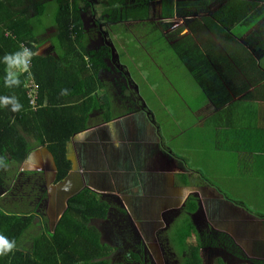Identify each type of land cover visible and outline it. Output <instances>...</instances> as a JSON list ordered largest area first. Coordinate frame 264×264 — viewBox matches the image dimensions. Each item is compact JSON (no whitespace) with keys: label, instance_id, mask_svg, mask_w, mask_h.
Instances as JSON below:
<instances>
[{"label":"crops","instance_id":"obj_1","mask_svg":"<svg viewBox=\"0 0 264 264\" xmlns=\"http://www.w3.org/2000/svg\"><path fill=\"white\" fill-rule=\"evenodd\" d=\"M214 1L223 7L213 9L209 0H0V17L6 23L16 21L20 12L27 18L36 56H66L58 39L64 7L82 25L78 51L88 68H92L90 54L105 46L112 50V58L106 60L109 69L100 68L95 76L99 89L76 98V103L95 100L87 104L88 129L67 144L71 163L67 177L55 183L53 156L40 148L31 153L13 182L19 187L16 193L25 190L21 201L36 195L33 211L38 229L54 227L69 199L88 190L107 205V217L93 221L102 242L141 243L129 255L139 251L148 259L144 253L163 250L174 257L173 264H182L188 254L184 246L195 243L201 264L264 260V0ZM243 4L245 8L239 9ZM235 8L236 14L227 13ZM227 15L230 22L224 20ZM206 19L217 26L207 29ZM169 52L187 72L197 74L196 91L204 95L192 112L199 125H193L189 135L168 132L179 156L156 120V113L170 103L160 100L159 110L149 111L147 101L159 95L157 82L148 85L152 94L144 93L140 83L152 81V74L140 70L146 76L133 80L125 68L152 67L158 56L161 64L156 67L170 66ZM80 58L73 54L63 63L77 73ZM13 68L18 72L20 67ZM78 76L83 84L76 83L82 88L77 92L85 94L91 78L85 72ZM198 129L215 141L205 164L212 175L209 181L199 172ZM27 180L38 181L43 190L24 188ZM24 204L21 211L30 208ZM213 232L231 241L230 245L226 241L230 248L213 244ZM190 233L194 237L176 242L175 249L168 240ZM235 247L247 260L233 255Z\"/></svg>","mask_w":264,"mask_h":264},{"label":"trees","instance_id":"obj_2","mask_svg":"<svg viewBox=\"0 0 264 264\" xmlns=\"http://www.w3.org/2000/svg\"><path fill=\"white\" fill-rule=\"evenodd\" d=\"M228 7L229 5L226 9ZM244 8L243 4L239 9ZM236 9L227 13L236 14ZM63 10L58 39L66 56L55 59L51 56L34 55L30 71L23 68L22 63L10 66L5 60L8 55L14 56L22 52L21 44L28 45L31 51L36 52V39L27 18L20 12L14 16L16 21L8 24L4 17H0V198L19 189L18 186H13L19 170L31 153L40 148H46L53 156L57 167L55 183H60L67 177L71 169V163L67 159V144L75 135L88 129L90 107L87 104L95 100L91 98L86 102L76 103V98L98 90L101 85L95 76L100 68L109 69L106 60L112 58V50L106 46L90 54L92 68L87 67L78 51L82 38L78 33L82 25L73 17L69 7H64ZM223 12L227 14L226 10ZM230 17L227 15L224 20L230 22ZM20 20L23 24L19 23ZM205 23L210 30L217 26L210 19H206ZM74 36H78L76 40L73 39ZM73 54L82 57V64L77 67L91 78L85 94L77 92L79 87L76 85L79 81L83 84L78 76L83 72L80 69L77 73L71 72L63 63L65 58ZM15 65L20 67L17 75L10 72ZM31 78L39 85L37 109L30 105L26 89ZM56 93L60 95L59 98ZM17 104L20 107L14 110ZM10 172L14 177L12 181L6 179ZM23 187L31 192L43 190L36 180L30 184L24 182ZM33 196L35 198L36 195ZM33 196L31 198L34 200ZM31 210L9 213L0 207V238L7 242L6 245L0 244V249H3L0 264H133L127 257L119 261L110 258L113 249L102 242L101 233L93 224V221L107 217V205L92 192L85 190L72 196L66 211L52 230L48 227L38 229L34 223L33 211L37 209ZM26 233L30 236L31 246L21 250L20 245L27 237H23ZM218 235L213 232L210 241L213 244L224 243L230 248L231 241L221 239ZM184 248L188 254L182 264H201L199 247L195 243H188ZM235 250L232 252L235 257L242 256L247 260L241 249L235 247ZM132 254L133 258L142 261L141 256L139 258ZM252 262L261 263L259 260ZM140 263L143 264L144 260Z\"/></svg>","mask_w":264,"mask_h":264},{"label":"rangeland","instance_id":"obj_3","mask_svg":"<svg viewBox=\"0 0 264 264\" xmlns=\"http://www.w3.org/2000/svg\"><path fill=\"white\" fill-rule=\"evenodd\" d=\"M214 2H215L214 0H209L208 2V5L212 6L213 9L216 8L217 10H219L224 5L222 2H215V3ZM192 51H194V49H192ZM166 56L169 60V63L172 61V64H170V66H167V64H165L164 66L162 65V67H158V66L156 67L155 66L156 64H161V61L158 56L157 58L154 57L155 63L151 64L152 67L149 66L137 67V66L128 65L125 66V68L127 69L128 76L133 80L138 79L137 75L144 74L140 70L143 71L145 70V73L148 76L149 75L151 76L152 74V81L148 83L146 81L142 83L141 81L140 83V88L143 89L144 93L152 94V91L150 90L149 86L157 82L156 90H159L157 92V94H159L158 97L155 99L149 98V101L145 99L147 101V106L149 107L148 108L149 111L157 112L160 108L159 107L160 105H158L160 100H162L165 103H170V106L167 105V109L162 108V110L159 113H156V120L160 121L158 122L160 125H163L161 133L164 137H166L168 145L179 156L180 152L177 150V148L174 145H171V141L168 139L169 138L168 132L178 133L179 131H184L185 133H187V135H189L193 129L192 128L193 125H199V123L197 124L196 118L192 114V112L194 107L196 106L198 99L199 100L202 99L204 95L203 93L199 94V92L196 91L195 85H196V80L198 79L197 74L195 72L190 73L189 70L187 72L186 68L182 66L179 60L176 59L174 55L171 54L170 52ZM12 74H16V68L12 69ZM197 132L199 136L198 142L200 136L202 138V145L198 144L197 146V149L199 148V172H201L205 176L206 180L209 181L212 175H210L211 172L210 174H207L208 170L205 168V164L208 157L213 155L214 152L213 146L215 141L214 139L211 138L210 133L200 134L199 129ZM192 136L196 137V130L193 131ZM218 149L222 151L225 148L219 147ZM184 152L188 153L186 149L184 150ZM8 178L11 179V181L13 180L14 177L11 174V172L9 176H6V179ZM26 182L30 184L32 181L27 180ZM24 191L25 190L23 189L19 193H16L15 190L11 191L13 193V196L10 194L3 195V197L0 198V207L3 208L6 212L16 213L21 211V207H23V203L25 202V204L30 205V208L33 209L36 203L35 201L30 200L28 198H26L25 201H21V196ZM28 210H24V211H28ZM45 210H46V206L44 207V211ZM40 213L41 214L43 213V209H40ZM175 226H172L171 233L167 236L170 237L173 234ZM47 227L50 230L54 228L52 225H48ZM110 227L111 225L108 224V229ZM194 235L195 234L193 233L183 234L179 238L171 237L168 240L170 241L171 246L175 249L174 245L176 242L186 243L190 241L191 238L194 237ZM23 237L25 238L20 245L21 250L28 249L31 246V240H30V236H28V233H26ZM105 240H107V237L105 238ZM139 245H141V243L137 244V243H132L130 241L126 242L124 240L121 242L111 240L109 246L113 249L112 259L119 261V260H125L127 257L129 262H133V264H141L140 262H142L143 260H144L143 264H173L175 260L170 253L167 254L162 250V252L160 253L157 251L144 253L143 251L144 255H150V257L148 259H145L144 256L143 258L141 257L142 261H138L135 258L131 257L129 253L136 252L137 246ZM133 246H135V248H132ZM165 246L167 247V245ZM176 251H178V253H182L183 250H176ZM136 255L140 258L142 254L139 251H137ZM259 261L261 262L259 264H264L263 259H259Z\"/></svg>","mask_w":264,"mask_h":264},{"label":"built area","instance_id":"obj_4","mask_svg":"<svg viewBox=\"0 0 264 264\" xmlns=\"http://www.w3.org/2000/svg\"><path fill=\"white\" fill-rule=\"evenodd\" d=\"M21 48L23 51L27 49L28 52L30 53V55L22 58L23 68H26L27 70L30 71L33 65L32 62L33 53L31 49L25 44H21ZM26 89H27L28 98L30 100V105L32 106L33 109H37L38 107L37 97H38L39 85L34 81L33 78H31L28 84L26 85Z\"/></svg>","mask_w":264,"mask_h":264},{"label":"clouds","instance_id":"obj_5","mask_svg":"<svg viewBox=\"0 0 264 264\" xmlns=\"http://www.w3.org/2000/svg\"><path fill=\"white\" fill-rule=\"evenodd\" d=\"M28 46V45H26ZM29 47V46H28ZM30 48V47H29ZM31 49V48H30ZM33 53V56L35 55V53L32 51ZM30 55V53L28 52L27 49H25L24 51L22 50V52H19V53H16L14 56H6L5 57V60L6 62L12 66L14 64H19V63H22V58L23 57H26ZM33 58V57H32ZM20 106L17 104L16 107L14 108V110H17ZM0 244H7L6 241H3L2 238H0ZM9 247V250H10V246ZM0 254H3V249H0Z\"/></svg>","mask_w":264,"mask_h":264},{"label":"water","instance_id":"obj_6","mask_svg":"<svg viewBox=\"0 0 264 264\" xmlns=\"http://www.w3.org/2000/svg\"><path fill=\"white\" fill-rule=\"evenodd\" d=\"M66 209H67V208H66ZM66 209H65V211H66ZM65 211H64V212H65ZM64 212H63V213H64ZM63 213H62V214H63ZM60 217H61V215H60ZM60 217H59V219H60ZM59 219H58V220H59Z\"/></svg>","mask_w":264,"mask_h":264},{"label":"flooded vegetation","instance_id":"obj_7","mask_svg":"<svg viewBox=\"0 0 264 264\" xmlns=\"http://www.w3.org/2000/svg\"><path fill=\"white\" fill-rule=\"evenodd\" d=\"M109 71V70H108ZM234 243V242H233ZM235 244V243H234Z\"/></svg>","mask_w":264,"mask_h":264}]
</instances>
